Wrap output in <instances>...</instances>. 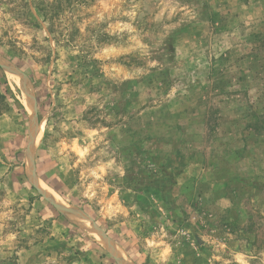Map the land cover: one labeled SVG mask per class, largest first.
Listing matches in <instances>:
<instances>
[{
	"label": "rangeland",
	"instance_id": "rangeland-1",
	"mask_svg": "<svg viewBox=\"0 0 264 264\" xmlns=\"http://www.w3.org/2000/svg\"><path fill=\"white\" fill-rule=\"evenodd\" d=\"M101 235L264 264V0H0V264H121Z\"/></svg>",
	"mask_w": 264,
	"mask_h": 264
},
{
	"label": "bare ground",
	"instance_id": "bare-ground-1",
	"mask_svg": "<svg viewBox=\"0 0 264 264\" xmlns=\"http://www.w3.org/2000/svg\"><path fill=\"white\" fill-rule=\"evenodd\" d=\"M4 67H5V69L6 70H8V71H11L10 70V67H9V65H7V66H5L4 65ZM24 88V87H23ZM25 99H26V103L27 104H29V96L27 95V94H25ZM26 173L31 177V179L36 183V185L40 188V189H42V190H44L45 192H48V190L46 189V188H44V185L42 184V182L40 181H38V177H35L34 175V173H33V171H32V169H31V161H30V158H28V160L26 161ZM31 170V171H30ZM32 173V174H31ZM37 178V179H36ZM40 180V179H39ZM32 181V182H33ZM33 182V183H34ZM46 194H48V193H46ZM47 196V195H46ZM52 202H54L56 205H58V202H55V201H53L49 196H47ZM67 212H69V211H67ZM69 213H74V214H76L75 212H69ZM76 216H78V217H80L78 214L76 215ZM101 237H102V241H103V243L105 244V246L107 247V249L111 252V250H110V248L112 249V247H114L115 249H116V251L117 252H119V254L121 255V259L118 257V256H116L115 254H113L112 252H111V254L121 263V264H132L129 260H128V258H127V256L122 252V251H120V249H119V247L117 246V245H115V244H113L108 238H106V237H104V236H102L101 235ZM110 247H108L107 245Z\"/></svg>",
	"mask_w": 264,
	"mask_h": 264
},
{
	"label": "trees",
	"instance_id": "trees-1",
	"mask_svg": "<svg viewBox=\"0 0 264 264\" xmlns=\"http://www.w3.org/2000/svg\"><path fill=\"white\" fill-rule=\"evenodd\" d=\"M55 190H57L58 191V193L60 194V195H62V193L61 192H59V189L56 187V185H54V184H50ZM77 206H79V205H77ZM87 213H88V211L87 210H85Z\"/></svg>",
	"mask_w": 264,
	"mask_h": 264
}]
</instances>
